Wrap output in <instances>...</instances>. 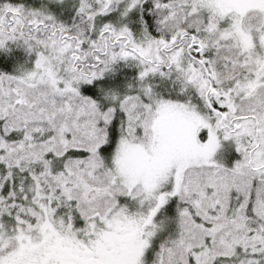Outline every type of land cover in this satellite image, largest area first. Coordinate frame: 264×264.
<instances>
[{
    "label": "snow or ice",
    "instance_id": "obj_1",
    "mask_svg": "<svg viewBox=\"0 0 264 264\" xmlns=\"http://www.w3.org/2000/svg\"><path fill=\"white\" fill-rule=\"evenodd\" d=\"M17 51L0 264H264V0H0Z\"/></svg>",
    "mask_w": 264,
    "mask_h": 264
},
{
    "label": "trees",
    "instance_id": "obj_2",
    "mask_svg": "<svg viewBox=\"0 0 264 264\" xmlns=\"http://www.w3.org/2000/svg\"><path fill=\"white\" fill-rule=\"evenodd\" d=\"M24 54L22 52H15L13 56L11 57H5L2 54H0V70L3 71H12L15 63L17 61H23ZM225 163H230V159H227Z\"/></svg>",
    "mask_w": 264,
    "mask_h": 264
},
{
    "label": "rangeland",
    "instance_id": "obj_3",
    "mask_svg": "<svg viewBox=\"0 0 264 264\" xmlns=\"http://www.w3.org/2000/svg\"><path fill=\"white\" fill-rule=\"evenodd\" d=\"M221 155H226L225 153H221ZM227 161V159H225V162Z\"/></svg>",
    "mask_w": 264,
    "mask_h": 264
}]
</instances>
